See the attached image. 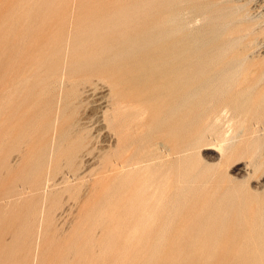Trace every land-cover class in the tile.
Masks as SVG:
<instances>
[{
    "label": "rangeland",
    "instance_id": "1",
    "mask_svg": "<svg viewBox=\"0 0 264 264\" xmlns=\"http://www.w3.org/2000/svg\"><path fill=\"white\" fill-rule=\"evenodd\" d=\"M0 264H264V0H0Z\"/></svg>",
    "mask_w": 264,
    "mask_h": 264
},
{
    "label": "bare ground",
    "instance_id": "2",
    "mask_svg": "<svg viewBox=\"0 0 264 264\" xmlns=\"http://www.w3.org/2000/svg\"><path fill=\"white\" fill-rule=\"evenodd\" d=\"M227 110V109H226ZM225 110V111H226ZM225 111H223V112H225ZM229 111V110H228ZM220 113V112H219ZM223 114H225V113H223ZM225 119V118H224ZM227 120V119H226ZM216 123H218V122H216ZM227 125H228V122H227ZM213 126V125H212ZM218 127H220V126H218ZM230 127V126H229ZM228 129V128H227ZM222 131V130H221ZM224 131V130H223ZM222 131V132H223ZM228 131H229V129H228ZM220 132V131H219ZM227 134V133H226ZM226 134L225 135H223V136H226ZM219 136V135H218ZM221 137V136H220ZM219 138V137H218ZM223 139V138H222ZM220 141H222V140H220ZM222 143H223V141H222ZM220 147H221V145H220ZM148 164V163H147Z\"/></svg>",
    "mask_w": 264,
    "mask_h": 264
}]
</instances>
